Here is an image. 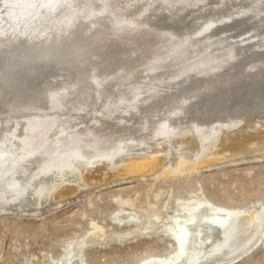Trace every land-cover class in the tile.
Returning <instances> with one entry per match:
<instances>
[{"label": "bare ground", "instance_id": "bare-ground-1", "mask_svg": "<svg viewBox=\"0 0 264 264\" xmlns=\"http://www.w3.org/2000/svg\"><path fill=\"white\" fill-rule=\"evenodd\" d=\"M143 1L0 0V202L42 207L129 153L147 158L128 173H154L172 147L198 163L217 134L218 156L264 151V0L235 16L229 2ZM242 28L254 45L217 37ZM263 230L264 211L200 205L181 256L152 264H236Z\"/></svg>", "mask_w": 264, "mask_h": 264}, {"label": "rangeland", "instance_id": "rangeland-1", "mask_svg": "<svg viewBox=\"0 0 264 264\" xmlns=\"http://www.w3.org/2000/svg\"><path fill=\"white\" fill-rule=\"evenodd\" d=\"M138 1L121 0L120 7ZM227 2L230 9L226 16H235L244 8L239 0H214L211 7ZM256 11L261 13L259 9ZM206 20L193 30L201 28ZM249 29L242 28L238 33L226 29L217 37L229 36V42L235 44L243 40L256 43L259 37ZM216 127L217 131L222 128ZM261 127L259 132H264V125ZM221 137L217 134L214 143L204 147L202 162H195L190 152H177L172 147L167 160L154 173L131 174L123 170L125 164H140L147 157L143 153H129L114 158L111 170L104 168L101 174L94 175L90 171L81 173L83 179L90 174L100 177L71 195L54 198L64 185L58 182L42 207L3 200L0 202V264H71L76 258L82 264L174 261L183 253L184 227L200 205L256 217L264 211V151L236 156L225 152L218 156L221 149L216 145ZM182 159L192 163L193 171L180 166ZM165 170L167 174H163ZM120 213L136 218L130 223L119 222L116 215ZM236 264H264V230L256 246Z\"/></svg>", "mask_w": 264, "mask_h": 264}]
</instances>
